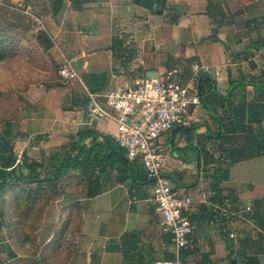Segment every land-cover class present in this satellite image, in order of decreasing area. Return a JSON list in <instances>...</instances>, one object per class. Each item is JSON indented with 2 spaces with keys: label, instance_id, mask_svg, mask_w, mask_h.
Here are the masks:
<instances>
[{
  "label": "crops",
  "instance_id": "0c3cea01",
  "mask_svg": "<svg viewBox=\"0 0 264 264\" xmlns=\"http://www.w3.org/2000/svg\"><path fill=\"white\" fill-rule=\"evenodd\" d=\"M0 4L22 7L51 36L50 52L60 67L68 65L78 74L76 80L58 76L30 89V106L10 129L16 153L20 150L49 164L79 152L84 159L63 177L62 190L43 211L36 237L24 239L14 225L3 223L0 264L166 261L156 259L166 252L169 237L162 232L153 185L141 162L140 170L135 160L124 169L120 159L107 157L108 148L94 145L95 140L103 143L104 136L115 141L116 124L109 120L89 124L91 95L102 98L118 83L131 84L138 74L177 72L184 60L192 59L193 64L210 68L221 95L213 98L212 110L201 104L191 110L186 125L190 129L202 125L195 133L201 136L199 148L217 152L221 133L235 136L234 143L224 142L226 148L244 144L246 135L264 139V92L255 87L264 85V0H0ZM249 106L253 108L248 112ZM190 129L182 131L184 138ZM185 141L177 146L183 147ZM191 141L196 145L194 137ZM181 157L177 150L173 153L174 168L199 173L191 187L184 180L181 185L172 183L178 194L194 201L189 216L195 230L187 264L233 260L264 264V153L241 157L231 166L229 179L221 182L216 165L206 166L200 152L198 168L193 160L181 162ZM208 208L222 224L214 230L206 221ZM229 233L235 235L233 241Z\"/></svg>",
  "mask_w": 264,
  "mask_h": 264
},
{
  "label": "trees",
  "instance_id": "16d2710c",
  "mask_svg": "<svg viewBox=\"0 0 264 264\" xmlns=\"http://www.w3.org/2000/svg\"><path fill=\"white\" fill-rule=\"evenodd\" d=\"M8 8L11 7L0 4V62L15 57L20 51L21 45L26 39L27 34L31 33L37 41L38 48L42 50L44 54H47L49 60L52 62V65L55 68L53 71L57 70L59 72L61 67L50 52L54 47V42L51 36L42 28H38L35 31V25L32 22V18L30 19L26 15L19 14L18 12L20 11L17 10L11 12ZM193 62L194 61L192 59L184 60V63L181 64L182 68L179 71L174 72L176 79L182 85H187L190 81L194 82V85L199 89L200 104L203 107L212 110L215 106L213 98L215 99L216 97H221V95L213 84V78H211L207 73L200 71L197 75H195L192 68L195 64H193ZM170 72L173 71L169 70L167 74ZM57 78L58 77L55 74L54 78H51L43 83L50 84ZM255 87H258L259 90H263L264 92V85L256 84ZM15 103V120L7 118L3 120L7 127L5 130H3L0 125V229L3 226V221L5 220L7 214L5 210V198L10 196V210L17 214L18 218H20L23 222L18 224L12 223L10 225L15 226V231L20 237L29 240L34 238L35 231H37L40 227L44 217L43 211L45 208H47L53 200L58 198L62 190L60 189V184L63 177L71 169L76 168L77 165L83 163L84 159L80 158L79 152L75 157H64L59 164H53L55 161L54 159L53 163L50 162L49 164L45 160L38 161L23 152L21 162L16 164L18 155L9 135L10 129L13 122L21 120L22 111L29 107V102L22 97L16 99ZM247 105H250V103ZM254 105L255 104L253 103V106ZM250 106L248 112L253 108V106ZM238 108H241V105L238 106ZM5 114L7 115L8 112L6 113L5 111L1 116H4ZM233 118L234 117H232L231 120ZM228 125L231 127L234 126V121H231ZM201 126V124H197L196 126L194 125L190 131L187 132V136L185 138L186 141H191L193 139V134H195ZM237 126L239 127L240 125L237 124ZM90 133L95 134L92 131L88 132V134ZM96 135L99 136V134ZM220 135V138H218L220 139V144L218 145L217 156V152L214 149L211 150L205 146L201 149L198 148L200 150V155L202 154L204 156L206 166L211 164L216 165L215 175L219 182L229 179V170L231 166L240 161L241 157L252 158L253 156L264 153V139L260 140L258 139V136L246 135L244 144H234L231 148H226L223 147L224 142L228 140L234 143L233 139L235 136L229 133H226V135L221 133ZM197 137L198 139H201V136ZM212 138L215 137L212 136ZM94 145H100L103 148H108L109 153L107 154V157L120 159L124 169L127 168L126 165L130 166L132 163L131 160L125 158L124 152L117 146L116 142L114 140L110 141L108 136H104L103 143H97L95 140ZM111 151H113L112 154H110ZM88 157H90V155ZM88 157L87 159H91ZM100 158L102 160L106 158L105 152L100 154ZM30 219V222L26 221ZM168 237L169 246H172L171 237ZM168 256L174 258V255L171 252ZM172 258L166 261H171ZM248 263L249 262H247V264Z\"/></svg>",
  "mask_w": 264,
  "mask_h": 264
},
{
  "label": "built area",
  "instance_id": "2783aa9c",
  "mask_svg": "<svg viewBox=\"0 0 264 264\" xmlns=\"http://www.w3.org/2000/svg\"><path fill=\"white\" fill-rule=\"evenodd\" d=\"M192 68L195 75L200 71L211 73L209 67L200 64H194ZM59 75L65 81L78 79V74L68 65L60 69ZM199 105L197 86L192 81L182 85L174 72L157 77L138 74L131 84L118 83L102 98L91 95L89 124L105 120L115 122L117 146L127 159H141L153 185L154 201L162 215V232L171 237L174 255L171 261L156 264H187L184 255L191 247L195 230L189 216L194 201L174 190L172 180L164 170L166 147L162 137L174 127L188 124L191 110ZM21 159L22 152L16 164ZM229 237L235 235L229 233Z\"/></svg>",
  "mask_w": 264,
  "mask_h": 264
},
{
  "label": "rangeland",
  "instance_id": "374dc122",
  "mask_svg": "<svg viewBox=\"0 0 264 264\" xmlns=\"http://www.w3.org/2000/svg\"><path fill=\"white\" fill-rule=\"evenodd\" d=\"M8 9L11 12L14 10L20 11L18 12L19 14L26 15L30 19L32 18L24 11L22 7L8 8ZM32 22L35 25V31L38 28H40V25H38V23L34 19ZM37 45L38 44H37L36 39L31 35V33H29L27 34L26 39L23 41V44L21 45L20 51H23V52L19 51L15 57L9 60L0 62V95H1L0 96V125L2 129L4 130L7 127L4 124L3 120H5L6 118L15 120L14 110L16 106V103H15L16 99L23 97L25 100L28 101L27 96L29 95V91L31 88L37 85L39 86L41 84H45L43 82L51 78H54L55 74L57 77L59 76V72L57 70L53 71L55 70V68L53 67L52 62L49 60V57L47 56V54H44L42 50L38 48ZM5 111L6 113L8 112V114L1 116L3 115ZM193 137L196 139V145L195 144L193 145L191 141H185V145L181 148H178L177 152H179L182 155L181 162L188 163L187 161L193 160L194 165L197 166L198 158H199L198 143L201 142V140L197 138V134H193ZM162 142L164 143L166 147V150L164 151L166 155V159H165L166 161L164 162L165 164L164 170L171 177L173 181L172 183L176 185H181L182 183L181 181L184 180L188 183L187 187H191L192 184H197L198 175H199V173L197 172L198 169L196 170V172L192 170L181 171L172 166L173 153L170 148V132L163 135ZM18 152L19 153H17V155H19L22 151L19 150ZM46 158H48V156H46ZM140 162H141V159H135V162H134V163H137L136 167L139 170L142 169L141 165H139ZM5 202H6L5 210L7 214H6L4 221L6 222V224L10 225L12 223H17V224L23 223L22 220L18 218L17 214L13 213L10 210V207H11L10 196L5 198ZM4 221L3 223H5ZM26 221L30 222L31 219L26 220ZM206 221L212 224L213 230L215 229V227H220V225H222L221 222L220 223L219 221L217 222V217L214 214V211L210 208H208L206 212ZM170 252L171 253L173 252V246L168 245L166 252H164V254L158 255L156 259L158 260L171 259L172 257L168 256Z\"/></svg>",
  "mask_w": 264,
  "mask_h": 264
},
{
  "label": "water",
  "instance_id": "95a60500",
  "mask_svg": "<svg viewBox=\"0 0 264 264\" xmlns=\"http://www.w3.org/2000/svg\"><path fill=\"white\" fill-rule=\"evenodd\" d=\"M157 75L158 74L156 72H151L148 74V76H151V77H157ZM189 129L190 127L188 125H178L170 131V148L173 153H175V151L178 148H180L177 146V144L185 140V138L182 135V131L189 130ZM232 264H236V260H233Z\"/></svg>",
  "mask_w": 264,
  "mask_h": 264
}]
</instances>
